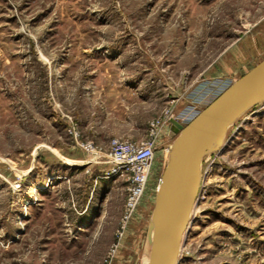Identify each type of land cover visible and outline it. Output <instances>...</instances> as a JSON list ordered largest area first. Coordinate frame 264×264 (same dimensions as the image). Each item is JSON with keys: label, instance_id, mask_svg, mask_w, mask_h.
<instances>
[{"label": "rangeland", "instance_id": "obj_1", "mask_svg": "<svg viewBox=\"0 0 264 264\" xmlns=\"http://www.w3.org/2000/svg\"><path fill=\"white\" fill-rule=\"evenodd\" d=\"M263 60L264 0H0V264H149L168 118L186 123ZM152 122L123 223L126 182L82 144L105 153ZM223 137L202 156L177 264H264V100Z\"/></svg>", "mask_w": 264, "mask_h": 264}, {"label": "water", "instance_id": "obj_2", "mask_svg": "<svg viewBox=\"0 0 264 264\" xmlns=\"http://www.w3.org/2000/svg\"><path fill=\"white\" fill-rule=\"evenodd\" d=\"M264 100V60L250 68L182 124L169 121L177 136L157 185L151 212L149 264H177L197 196L198 175L209 140H219L228 123L252 104ZM213 148H217L214 146Z\"/></svg>", "mask_w": 264, "mask_h": 264}, {"label": "built area", "instance_id": "obj_3", "mask_svg": "<svg viewBox=\"0 0 264 264\" xmlns=\"http://www.w3.org/2000/svg\"><path fill=\"white\" fill-rule=\"evenodd\" d=\"M156 125L150 123L147 137L141 140L118 137L110 139L105 153L97 150L91 142L82 144L83 149L92 154V158L96 156L107 158L110 166L105 172V177H119L126 182L123 223L133 213L144 191L156 149L155 137L158 133Z\"/></svg>", "mask_w": 264, "mask_h": 264}, {"label": "bare ground", "instance_id": "obj_4", "mask_svg": "<svg viewBox=\"0 0 264 264\" xmlns=\"http://www.w3.org/2000/svg\"><path fill=\"white\" fill-rule=\"evenodd\" d=\"M228 125H229V123L226 125L225 130L228 128ZM216 135H217V133L214 134L213 137H212L210 140H213V139L215 138ZM173 136H174V135H173ZM221 139H225V137L222 136L218 141L221 142ZM197 191H198V183H197ZM191 212H192V211H191ZM151 235H152V228H151Z\"/></svg>", "mask_w": 264, "mask_h": 264}]
</instances>
